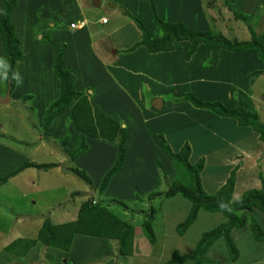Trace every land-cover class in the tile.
<instances>
[{
  "label": "rangeland",
  "instance_id": "1",
  "mask_svg": "<svg viewBox=\"0 0 264 264\" xmlns=\"http://www.w3.org/2000/svg\"><path fill=\"white\" fill-rule=\"evenodd\" d=\"M172 1L176 7L175 13L167 11L173 6L171 0L153 1L159 19L175 18L180 13L188 17L194 13V9L199 10L202 18L199 20V17L193 16L189 24L192 27L187 28L209 30L211 34L225 36L233 42L248 40V28L255 35L264 30V10L254 12L257 8H264V0H193V7H187L185 11L182 9L185 6L183 0ZM46 3L49 8L45 7ZM164 5H167L166 10L162 8ZM229 5L246 18L249 16V23L235 17ZM59 7L60 3L56 4L55 0H16L10 20L19 40L21 58L14 63L10 88L0 43V96L3 97L6 92L9 96L7 103H0V251L18 237L33 238L44 218L53 224L74 220L80 204L87 196H92L91 199L110 202L108 209L121 219L128 220L134 227L130 256L120 258L113 255L108 264H161L173 250L180 254L189 253L199 235L223 221V216L218 212L199 210L196 219L183 235L176 234L175 225L185 217L189 202L179 195L147 199L150 191L164 190L172 180L174 182V165L154 143V133H158L157 128L168 132L169 144L165 139L164 142L172 152L178 151L186 142L195 153L203 151L207 156L214 157L213 165L210 162L203 173L204 187L209 192L224 182L235 164L248 170V182L242 181L247 189L259 187L264 181V146L257 137H253L254 142L248 140V126L242 128L234 118L218 116L209 109L197 108L179 98L190 93L201 101H217L225 108H233L240 101L245 109L255 112L257 119L264 122L263 60L252 47L238 51L219 49L216 63L212 66L208 62L209 49L200 43L188 60L183 62V53L189 43L176 44L171 37L176 52L168 55L171 56L169 60H163L159 71L152 70L149 77H133V83L138 84L135 89L138 91L145 76L154 85L153 90L164 87L170 90L167 93L169 97L166 95L163 99L166 101L172 98L173 102H180V112L174 107L166 110L165 104L161 110L154 109L151 106L152 90L146 91L144 86L139 88L142 106L145 108L142 114L131 104L124 85L119 83L116 86L106 76L103 64L116 58L122 59L120 53L140 40V30L133 18L146 30L151 26L159 30L148 10L139 7L133 11L136 15H122L104 9L93 10V14L86 13L90 20L98 14H104L109 17V23L98 28L101 31L97 37L84 33L71 39L69 35L57 32L63 21H58L53 27H49L50 23L47 22L48 19L54 21L62 17ZM114 26H117L114 33L105 31ZM149 36L152 37V34ZM112 42L125 45V48L117 46L116 49ZM138 46L143 48L142 45ZM113 49L116 51L111 54ZM60 51L63 53L61 69L75 74L72 89L86 95L91 107L114 118L125 131L126 151L122 167L100 195L97 194V186L114 160L116 144L107 146L106 154L97 150V144L91 142L88 145L89 138L85 135L82 137V132L73 128L69 108L53 117L46 129L42 127L45 109L57 98L59 92V78L54 73L53 64ZM146 61L143 60V66ZM253 71L259 73L252 76ZM128 82L131 83V79ZM227 86L228 92L222 98ZM173 93L178 95L177 100ZM84 140L88 148L72 160L74 149ZM229 152L233 155H229ZM216 156L225 157L219 161ZM199 157H191L189 161L193 163ZM155 159L167 169L166 172L163 168L165 175L159 171ZM51 163L55 166L60 163L61 175L53 166H49ZM42 165L47 166L43 168ZM76 169L84 171L90 182H86ZM238 169L235 171V181L239 179ZM242 188L239 187V192ZM117 200L127 208L112 203ZM149 205L154 209L151 212L154 218L150 220L154 235L152 242L148 241L147 233L141 225L148 218L146 213ZM248 215L257 219L264 233V215L254 210ZM230 235L237 250L234 262L230 261L226 247L219 239L204 254L207 262L203 264H264V242L254 240L247 226L232 229ZM34 247L37 249H31ZM38 247L39 243H36L30 248L23 259L24 264H45L43 261L38 262ZM68 257V253L63 254L60 262ZM3 262L0 260V264L9 263ZM100 262L99 259L91 260L86 264Z\"/></svg>",
  "mask_w": 264,
  "mask_h": 264
},
{
  "label": "trees",
  "instance_id": "2",
  "mask_svg": "<svg viewBox=\"0 0 264 264\" xmlns=\"http://www.w3.org/2000/svg\"><path fill=\"white\" fill-rule=\"evenodd\" d=\"M15 3L16 0H1L0 3V43L6 62L9 88L12 85L14 63L21 58L19 40L15 35L14 26L10 20V14L15 7ZM229 9L234 12L235 17L249 23V16L246 18L245 15L239 13L231 5H229ZM259 10L260 8H257L254 12H259ZM149 14L153 23L159 28L161 35L159 37H150L142 24L136 18H133L137 28L140 30V40L135 42L132 47L142 45L149 53L170 51L173 49V44L170 40L172 37L174 41L185 40L189 43L187 50L183 53L184 60H188L196 46L202 43L209 49L210 57L208 62L211 65L216 63L219 49L238 51L249 47L254 48L256 54L264 62V30L260 34L255 35L252 29L248 28L250 30V38L248 40L233 42L225 36L213 35L209 30H192L180 22H164L160 20L155 15L152 0H149ZM62 54V51L57 53L53 64L54 73L59 78L58 96L45 109L42 127L46 129L53 117L60 115L66 108H69L73 127L82 132V137L85 135V137L103 138L116 142L114 160L111 166L103 173L97 186V194L100 195L105 192L110 179L122 166L125 131L115 119L109 117L100 109L91 107L86 95L72 89L71 84L75 79V74L61 69ZM258 73V71H253L251 75L254 76ZM72 99H74L73 102H71ZM179 99L186 100L197 108L209 109L218 116L234 118L238 125L248 126L250 130L255 132L257 139L264 146V122L257 119L255 112L244 109L240 101L233 108H225L217 101H201L190 93L182 95ZM154 134V143L174 165V182L172 180L164 190L149 192L147 199L170 198L179 195L189 202L185 217L175 225L176 234L179 236L183 235L196 219L199 210L218 212L223 216V221L199 235L193 249L189 253L180 254L173 250L168 259L161 264H182L187 261L191 262V264L206 263L207 260L204 254L219 239L223 241L230 261L234 262L237 257V250L230 235L234 228L241 229L247 226L254 240L264 242V233L257 219L248 215L252 210L259 211L264 215V181L260 183L259 187L248 188L234 195L235 171L239 166L235 164L224 182L213 192L208 193L203 190L200 180L204 158L199 157L191 163L188 159L190 148L186 142L181 145L178 151L172 152L164 142L163 136L160 133ZM86 148L87 143L85 140L81 141V144L74 149L71 159L74 160V157ZM47 165H42V167L45 168ZM53 165L54 163H51L49 166ZM156 165L159 171L165 175L166 173L158 161H156ZM76 171L79 172V175L86 182H90L84 171L78 169ZM91 197L87 196L80 204L74 220L53 224L48 218H44L33 238H16L3 247V250L15 256L23 257L34 244L39 243L40 259L38 262L43 261L45 263L44 254L49 248H55L67 254L74 236L80 235L107 240L112 245L114 257L126 258L130 256L134 239L133 225L128 220H123L113 214L108 209L110 202L106 200V202H102L100 199L97 201L95 198L91 199ZM112 203L118 204L124 209L127 208L118 200ZM148 209L149 211L146 213L148 218L141 225L147 233L148 241L152 242V240L154 241V235L150 220L154 218L151 213L154 209L152 205H149Z\"/></svg>",
  "mask_w": 264,
  "mask_h": 264
},
{
  "label": "crops",
  "instance_id": "3",
  "mask_svg": "<svg viewBox=\"0 0 264 264\" xmlns=\"http://www.w3.org/2000/svg\"><path fill=\"white\" fill-rule=\"evenodd\" d=\"M68 1L69 0H67V1L55 0L56 4L60 3V7H59L58 11L60 12V14H62V17L64 18V20L62 17H60V18H57L58 20L54 19V21H52L51 19H48L47 22L50 23L49 27H53L54 25L58 24V21H63L64 23H63L62 27L57 32L58 33L63 32L66 35H69V37L71 39H76V38L80 37L81 34L83 35L84 33L90 34V35H95L97 37V34L100 33V31H101L98 28L105 26L109 23V17L107 15H104V14H98V15H96V18L94 16V18L92 17V19L90 20L89 17L86 16V13L87 14H93V12H92L93 10L99 11L101 9H104V10H110L113 12L116 11L122 15H124V14L136 15V13L133 11H135L139 7H142L145 10L147 9L148 13H149V0H146V1L145 0H99L100 4L98 5V7L93 6L90 3V0H71L70 2H68ZM153 1H155V0H152V3L154 6L155 15L157 16V15H159V13L156 12L157 7H156V5H154ZM106 2L113 3L115 5V8L106 7L104 5V3H106ZM144 2H146V5L144 4ZM171 3L173 4L172 0H171ZM182 4L185 5L184 7H182V9H184V11H185L187 9V7H189V8L193 7V0H183ZM48 5L46 3L45 7L49 8ZM119 8H122L123 11H120ZM162 8L164 10H166L167 5L162 6ZM175 9H176V7L173 4V6L170 9H168L167 11L172 10L173 13H175L174 12ZM263 10H264V8H262V10H260L259 12H262ZM193 16H195L197 18L199 17V20L202 18L200 11L194 9V13L192 12L188 17H186L185 14L180 13L178 16H175V18H169V19L165 18V19H162V21L166 22V21L170 20V22H181L186 27L187 26L192 27L189 24H190V22H191L190 20L192 19ZM54 17L56 18V16H54ZM54 17H52V18H54ZM101 18H106V22L101 23L100 22ZM80 19H83L86 22V26L88 24L87 28H86V26H84L82 29L77 30V31H72V30L68 29L67 24L69 22L75 21V20H80ZM27 21H29V20L27 19ZM30 22H31V19H30ZM116 27L117 26H114V28H108L105 31L112 34L115 31H117ZM14 31H15V29H14ZM146 31L149 34H152V37H159L161 35V32L156 27L153 28V26L147 28ZM102 32H103V30H102ZM134 32L138 33L137 31H134ZM184 42H187V41L181 40V41H175L174 43L181 44ZM174 43H172V44H174ZM112 44L115 45V47L120 46L123 49L125 48V45L116 44V42H112ZM112 44H110V45L112 46ZM174 46H176V45H173V48H174ZM184 48L185 47H183V50H184ZM116 49H118V47ZM116 49L111 50V54L114 51H116ZM144 49H145L144 47L140 48V46H136L135 48H133V47H130L128 49L126 48V49H124L125 52L120 53L122 59L116 58L112 61H105L103 65H104V70H105L106 76H108L111 79V81L114 82V84L116 86H118L119 83H122L124 85V87H125L124 89L128 94V98H129L131 104L134 107H136L137 109H139L140 113L142 112V114L144 113L145 108L142 106V100L143 99L141 97V93H139L140 92L139 88L141 89L144 86L146 88V91H150L149 89L152 90L153 96L151 98V103H152L153 99L158 98V97L161 100V105L158 108L153 107L154 109H160L161 110L165 104L166 110L171 109V107H174L176 110H178L180 112V110H179V107L181 106L180 102H173L172 98H171V100H166V101L163 99L164 97H166V95L169 97V95L167 93L171 92V91L166 89L165 87H164V89L153 90L154 85H152L151 83H149L147 81L149 78L145 77V76L149 77V74L152 70L153 71H156V70L159 71L161 69L160 67L162 65L163 60H165V59L169 60L171 56H168V55H170L171 53L176 52V51L172 49L170 51H158L155 53H149L146 49H145L146 51ZM115 54H117V52H115ZM115 54H114V56H116ZM132 56H134V58ZM145 59L147 61H146L145 66H143V60H145ZM131 61H133V62L131 63ZM183 62H184V59H183ZM128 65H131V66L129 67ZM214 65H212V66H214ZM164 68H168V67L165 66ZM126 75H129V76L126 77ZM143 75H145L143 77V81H141V83L139 84L138 91H135V89L137 90L136 85H138V84L134 85L133 77L135 79H140ZM129 79H131V83L128 82ZM144 80H146L145 83H144ZM132 83H133V85H132ZM145 88H143V89H145ZM227 92H228V86L226 88V92H224L223 94L221 93L222 98H224L223 95H225ZM173 95L175 96V99H177L178 95L175 93H173ZM218 95H220V93ZM174 96H172V97H174ZM225 101H226V98H225ZM185 104L186 103L184 102L183 106H185ZM181 114H183V116H184V112H182ZM147 115H149V111H148ZM143 119H145V117H143ZM241 127L246 128L247 126H241ZM157 132L162 134L163 138L166 140L167 143L169 142L170 135L168 134V132L166 130H158V128H157ZM252 132L253 131H251L250 128L248 127V140L254 142L253 137L256 138L257 135H255V132H253V133ZM243 133H246V132H243ZM244 136H246V135H244ZM88 138H89V140L87 142L88 145H90L91 142H92V144H97L96 148L98 151H100V153L106 154V148H108L107 146H109L111 144H116L115 141H110V140H106L103 138L87 137V139ZM239 140H240V138L238 139V141ZM255 142H256V139H255ZM88 145H87V148H88ZM189 148H190L189 160L191 157H194V156H195V158H197L199 156L204 158V163H205L203 166L204 168H202V170L200 172L201 186H202L204 191H206L208 193L213 192L214 190L209 192V190L205 189L204 183H203V173H204L205 168H207V166H209L210 162L214 161V157L207 156L206 153H204L203 151H199V152L195 153L192 150V146ZM125 151H126V148H125V142H124V154H125ZM173 151H175V150H173ZM229 155H233V154L231 152H229ZM102 157H103V154H102ZM223 157H225V156H222V157L216 156L215 158L220 161L221 159H223ZM124 159H125V156H124ZM156 161H158L162 165V167L165 169V171L167 172V169L164 167V165L158 159H155V162ZM59 162L61 163V165L63 164L61 160H59ZM60 163L58 164V166H55V164H54L53 168L57 172H59V174L61 175L62 171H61ZM212 165H213V162H212ZM212 165H210V167H212ZM152 166L154 168L156 165L154 166V164H152ZM241 166L242 165H240L238 167L239 169L237 168L238 169L237 176H239L238 177L239 179L238 180L236 179V181L234 182V188H235L234 195L239 193V187H243L241 189V191L247 189V186L244 185V183L242 181L248 182V175H247L248 170L246 168H244V166L243 167H241ZM221 169H223V168H221ZM240 170H241V172H240ZM239 182H242L243 184L239 183ZM31 249H37V248L34 247ZM31 249H29L27 251V253ZM38 249H39V247H38ZM27 253L23 257H19V256H15L11 253L5 252L3 250L2 252L0 251V260L4 261L3 263H5V261L9 262L8 264H16V263L19 264L18 262H20L21 264H24L23 259L26 258ZM67 253L70 255V257H68L64 262L61 263L60 257L65 253L62 252L61 250H57L55 248H49L46 251V253L44 254V258L46 259L45 264H86V263H89L91 260H98V259H99V261H101L99 264H108L109 260L114 255L112 245L107 240H105L103 238L87 237V236H80V235L74 236L72 243H71V246H70V249ZM89 257H91V258H89ZM15 260H17V261H15ZM66 261H67V263H66Z\"/></svg>",
  "mask_w": 264,
  "mask_h": 264
},
{
  "label": "water",
  "instance_id": "4",
  "mask_svg": "<svg viewBox=\"0 0 264 264\" xmlns=\"http://www.w3.org/2000/svg\"><path fill=\"white\" fill-rule=\"evenodd\" d=\"M96 4H95V3ZM90 3L95 6V7H98V5L100 4V1L99 0H90ZM104 5L106 7H109V8H115V5L113 3H110V2H106L104 3ZM120 11H123L122 8H119ZM8 91V90H7ZM9 101V96H8V92L5 93V95L3 97L0 96V103H7ZM152 107L154 108H158L160 105H161V100L159 98H155L153 99L152 103H151Z\"/></svg>",
  "mask_w": 264,
  "mask_h": 264
},
{
  "label": "built area",
  "instance_id": "5",
  "mask_svg": "<svg viewBox=\"0 0 264 264\" xmlns=\"http://www.w3.org/2000/svg\"><path fill=\"white\" fill-rule=\"evenodd\" d=\"M100 22L101 23L106 22V18H101ZM85 25H86V22L83 19H80V20H75V21L69 22L67 24V27L69 30L77 31V30L82 29Z\"/></svg>",
  "mask_w": 264,
  "mask_h": 264
}]
</instances>
